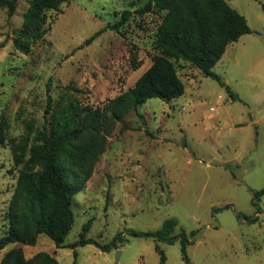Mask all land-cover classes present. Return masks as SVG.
<instances>
[{
  "label": "rangeland",
  "instance_id": "rangeland-1",
  "mask_svg": "<svg viewBox=\"0 0 264 264\" xmlns=\"http://www.w3.org/2000/svg\"><path fill=\"white\" fill-rule=\"evenodd\" d=\"M146 1H64L47 11L48 29L29 52L12 39L30 0H17L9 20L0 7L1 234L18 171L44 122L47 93L55 109L70 102L102 107L132 86L159 52L165 10L140 11ZM227 1L251 31L228 43L213 65L221 80L175 60L184 92L149 97L115 122L92 174L72 197L65 245L40 232L33 244L6 243L0 259L21 244L25 257L46 251L57 264H160L158 246L165 264H186L183 230L192 240L189 264H264V190L257 193L264 189V0ZM126 8L132 13L113 27ZM168 217L177 221L172 242L130 232L156 230ZM88 219L86 236L112 243L108 249L76 242Z\"/></svg>",
  "mask_w": 264,
  "mask_h": 264
},
{
  "label": "trees",
  "instance_id": "trees-1",
  "mask_svg": "<svg viewBox=\"0 0 264 264\" xmlns=\"http://www.w3.org/2000/svg\"><path fill=\"white\" fill-rule=\"evenodd\" d=\"M64 1L67 0H30L23 14L22 28L12 39L14 47L29 52L48 29L45 25L47 11L58 9ZM16 3L17 0H0V7H6L8 20ZM153 6L165 10L157 26L159 52L152 56L150 65L132 86L111 97L102 107L88 109H80L72 102L55 109L52 97L47 93L44 122L34 132L29 156L18 171L5 209L7 224L5 232L0 233V249L8 242L33 244L40 232L49 235L57 246L65 245L64 239L74 219L72 197L92 174L99 154L105 149L106 134L115 122L149 97L169 99L184 92V83L175 63L177 59L187 60L205 75L221 80L212 69L213 65L221 58L228 43L251 31L246 17L227 0H147L139 10ZM261 7L264 9V2ZM131 13L132 10L123 9L121 18L112 26L117 28ZM99 31L87 37L84 43H89ZM224 84L230 97L238 98L237 93ZM176 223L174 217H168L156 230L132 229L130 232L172 242L171 232ZM90 225L91 219L84 222L76 242H93L108 249L112 243L100 244L86 236ZM180 238L182 257L189 264L187 244L192 240L183 230ZM156 248L160 253V264H165L163 250ZM0 264H57V259L46 251L25 257L21 244H16L3 253Z\"/></svg>",
  "mask_w": 264,
  "mask_h": 264
},
{
  "label": "crops",
  "instance_id": "crops-1",
  "mask_svg": "<svg viewBox=\"0 0 264 264\" xmlns=\"http://www.w3.org/2000/svg\"><path fill=\"white\" fill-rule=\"evenodd\" d=\"M226 50V49H225ZM10 198V197H9ZM9 200V199H8ZM2 249V248H1Z\"/></svg>",
  "mask_w": 264,
  "mask_h": 264
}]
</instances>
